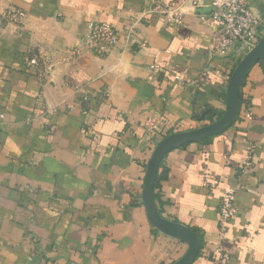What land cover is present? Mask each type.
I'll return each mask as SVG.
<instances>
[{
  "label": "crops",
  "instance_id": "1",
  "mask_svg": "<svg viewBox=\"0 0 264 264\" xmlns=\"http://www.w3.org/2000/svg\"><path fill=\"white\" fill-rule=\"evenodd\" d=\"M159 1L175 9L178 24L152 12L151 0H0V264H173L186 253L185 242L148 221L146 166L162 138L224 113L244 55L210 56L217 24L208 9ZM247 2L264 20V0ZM11 9L19 25L6 20ZM93 21L132 34L97 58L81 46ZM239 100L231 127L172 150L159 168L166 177L155 207L195 231L201 249L193 264H264L261 63L248 71ZM251 144L254 166L241 177L225 263L212 252L219 196L202 183L236 185Z\"/></svg>",
  "mask_w": 264,
  "mask_h": 264
},
{
  "label": "built area",
  "instance_id": "2",
  "mask_svg": "<svg viewBox=\"0 0 264 264\" xmlns=\"http://www.w3.org/2000/svg\"><path fill=\"white\" fill-rule=\"evenodd\" d=\"M203 1L191 0L190 5L194 8L208 9V16L217 24V30L210 39V56L226 58L239 52L246 55L264 36V20L250 9L247 0H206L207 3L202 4ZM151 2L152 12L164 16L170 22L179 23L176 15H172L170 18L171 13L175 12L172 6L164 5L159 0H151ZM5 18L9 23L20 24L21 17L13 9L5 13ZM131 34L132 27L130 26L124 27L122 31H117L109 23L93 21L88 25L81 40V46L95 57L104 58L113 52L120 37L129 39ZM30 63L32 66L36 65L35 60H31ZM149 70L156 71L157 67L151 66ZM146 127L148 131H155L157 124L153 119H150L147 121ZM255 152V145H249L236 185L223 187L219 178H207L202 183L205 188L216 192L219 196L218 245L212 252L225 263L229 259L223 246L225 234L228 223L237 213L235 198L241 189V177L251 172L254 166Z\"/></svg>",
  "mask_w": 264,
  "mask_h": 264
},
{
  "label": "water",
  "instance_id": "3",
  "mask_svg": "<svg viewBox=\"0 0 264 264\" xmlns=\"http://www.w3.org/2000/svg\"><path fill=\"white\" fill-rule=\"evenodd\" d=\"M257 63H261L264 69V36L250 52L244 55L234 69L226 90V109L224 113L216 121L208 125L165 136L156 144L152 151L146 166L141 200L152 227L188 245L186 253L173 264H193L200 253L201 244L195 231L163 218L155 207L154 186L161 163L164 157L172 150L221 134L234 124L240 112V89L248 71Z\"/></svg>",
  "mask_w": 264,
  "mask_h": 264
},
{
  "label": "trees",
  "instance_id": "4",
  "mask_svg": "<svg viewBox=\"0 0 264 264\" xmlns=\"http://www.w3.org/2000/svg\"><path fill=\"white\" fill-rule=\"evenodd\" d=\"M166 177L165 173L164 172H158V175H157V179H156V182H155V186H154V203H155V199H156V190L159 188V185H160V182L162 180H164Z\"/></svg>",
  "mask_w": 264,
  "mask_h": 264
}]
</instances>
